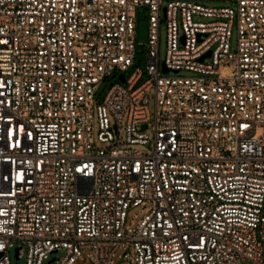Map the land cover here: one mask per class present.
Returning a JSON list of instances; mask_svg holds the SVG:
<instances>
[{
    "label": "built area",
    "instance_id": "built-area-1",
    "mask_svg": "<svg viewBox=\"0 0 264 264\" xmlns=\"http://www.w3.org/2000/svg\"><path fill=\"white\" fill-rule=\"evenodd\" d=\"M200 1L0 0V264H264V0Z\"/></svg>",
    "mask_w": 264,
    "mask_h": 264
},
{
    "label": "rangeland",
    "instance_id": "rangeland-1",
    "mask_svg": "<svg viewBox=\"0 0 264 264\" xmlns=\"http://www.w3.org/2000/svg\"><path fill=\"white\" fill-rule=\"evenodd\" d=\"M200 4L206 7H230L231 3L225 0H202L200 1ZM162 19H163V13H162ZM148 10L146 7H139L136 11V17H135V42H134V62L133 65L130 67V69L127 71L126 75L128 76L132 72L136 70V68L144 71L147 63V42H148ZM236 38V32L233 31V39L232 42L235 41ZM165 53H166V24L165 22H162L160 24V31H159V59L160 62H163L165 59ZM145 72V71H144ZM174 74V73H170ZM190 73L186 72H179L177 75H185ZM119 72L115 77H109L105 81L101 82L97 93L95 95V100L98 102H101V100L104 98L107 90L110 87V84H113L115 82L119 81ZM145 80V77L139 82L141 84ZM138 84V85H139ZM125 85V84H124ZM146 97L148 98V109L149 113L151 115V118L154 116V106H155V100H154V91L153 89L148 91L146 93ZM96 122V120H95ZM95 131L97 132V124L95 123ZM124 128H125V118L119 123V133H120V141L122 142L124 140L125 134H124ZM148 135L150 138L152 137L150 128L147 130ZM100 146L104 147V144H100ZM143 150L144 153H149L148 147L145 146H135ZM135 209H131L127 213L128 219L131 218L133 213L135 212ZM10 257V264H26L25 257L17 259L15 256L14 249L10 250L9 253ZM62 257V252L58 251L57 253H52L47 256V259L44 261V264H47L51 259L56 258V261L60 260ZM55 261L54 264H57ZM76 264H86L84 262H78ZM240 264H254L250 261L244 260Z\"/></svg>",
    "mask_w": 264,
    "mask_h": 264
},
{
    "label": "water",
    "instance_id": "water-1",
    "mask_svg": "<svg viewBox=\"0 0 264 264\" xmlns=\"http://www.w3.org/2000/svg\"><path fill=\"white\" fill-rule=\"evenodd\" d=\"M209 55V53L207 54V56ZM200 60H203V57L200 59ZM162 71L164 72V73H166L168 70L165 68V66L162 64ZM119 81L120 82H124V77L123 76H119ZM145 127H146V125L145 124H143L142 126H141V129L143 130V129H145ZM53 260L54 259H51L47 264H51L52 262H53Z\"/></svg>",
    "mask_w": 264,
    "mask_h": 264
}]
</instances>
